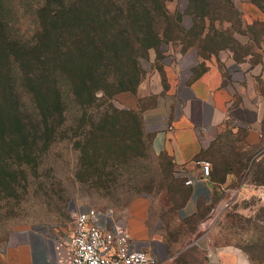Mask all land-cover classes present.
Segmentation results:
<instances>
[{"label": "rangeland", "instance_id": "374dc122", "mask_svg": "<svg viewBox=\"0 0 264 264\" xmlns=\"http://www.w3.org/2000/svg\"><path fill=\"white\" fill-rule=\"evenodd\" d=\"M9 2L15 8L31 10L36 0ZM246 2L234 0L242 12L239 17L238 11L224 1L212 0L207 7L192 0H166L168 12L160 20L153 46L139 47L143 57L137 71L131 66L128 43L112 52L116 61L109 88L105 93H96L102 97L98 102L100 117L108 105L130 107L134 94L130 90L151 71L160 74L162 81L165 65L180 61L188 75L190 68L198 73L206 64H227L248 57L250 51L259 52L253 40H260L261 27L246 13ZM20 22L24 29L32 19L20 16ZM239 33H247L252 46L240 45L236 39L244 41L247 37ZM257 45L264 51V41ZM86 101L82 98L83 104ZM75 109L70 108L64 129L47 138L55 141L43 149L35 148L31 156L23 154L21 161L0 166V244L14 227L69 230L75 213L86 208L109 213L114 221L124 222L128 202L141 195L151 198V216L165 227L170 210L179 208L188 196L184 183L188 177L176 176L170 159L152 152L150 132L141 139L124 135L121 145L113 148L103 132L89 133L79 128L86 119ZM223 144L212 145L201 158L209 162L210 174L216 180L229 179L225 185L228 190H216L217 197H221L203 207L201 218H197L199 214L188 218L178 230L186 231L184 239L190 243L209 239L242 252L254 264H264V189L238 193L242 184L264 185V155L259 157L243 149L234 139L229 143L228 138V144ZM175 233L172 239H176Z\"/></svg>", "mask_w": 264, "mask_h": 264}, {"label": "trees", "instance_id": "16d2710c", "mask_svg": "<svg viewBox=\"0 0 264 264\" xmlns=\"http://www.w3.org/2000/svg\"><path fill=\"white\" fill-rule=\"evenodd\" d=\"M165 1L36 0L29 10L0 0V166L21 161L23 154L31 156L35 148L55 141L47 138L64 129L74 107L86 119L79 128L103 132L113 148L121 145L124 135L143 138L147 131L138 112L108 105L100 117L102 97L96 93L109 88L116 48L128 43L131 66L138 70L143 57L139 47L153 46L160 20L168 12ZM192 1L210 7L212 0ZM213 1L233 6L241 17L234 0ZM248 1L264 13V2ZM20 16H28L32 23L22 29ZM255 24L261 27L262 36L255 40L259 43L264 22ZM228 138L230 143L224 135L212 145L228 144ZM218 197L215 193L212 202ZM201 217L199 213L197 218Z\"/></svg>", "mask_w": 264, "mask_h": 264}, {"label": "crops", "instance_id": "0c3cea01", "mask_svg": "<svg viewBox=\"0 0 264 264\" xmlns=\"http://www.w3.org/2000/svg\"><path fill=\"white\" fill-rule=\"evenodd\" d=\"M243 8L252 22H264V13L254 3L246 2ZM239 34L247 37L236 39L240 45L252 46L247 33ZM253 42L260 51H250L242 60L209 63L198 73L190 68L188 75L179 61L163 67V82L151 71L130 91L134 94L126 109L140 114L151 133L152 152L167 156L176 176L181 173L191 180L185 184L188 196L179 208L170 210L165 227L152 218L150 197L136 196L126 206L124 223L134 246L152 253L157 264H254L242 252L209 239L190 243L184 239L186 231L178 230L212 202L216 190H228L229 179L220 184L210 174L204 176L199 164L220 136L228 135L243 149L264 155V51ZM252 186L242 184L238 193L264 189ZM73 231L74 225L69 230L14 227L0 244V264H70L68 242Z\"/></svg>", "mask_w": 264, "mask_h": 264}, {"label": "built area", "instance_id": "2783aa9c", "mask_svg": "<svg viewBox=\"0 0 264 264\" xmlns=\"http://www.w3.org/2000/svg\"><path fill=\"white\" fill-rule=\"evenodd\" d=\"M199 164L203 175L209 176V162ZM133 241L123 221L116 222L109 213L94 208L80 210L74 215V231L68 242L70 264H157L152 253L136 248Z\"/></svg>", "mask_w": 264, "mask_h": 264}]
</instances>
